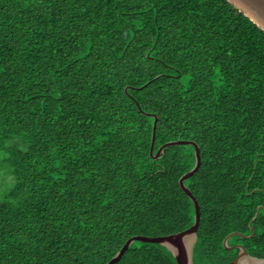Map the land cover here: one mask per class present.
<instances>
[{
	"label": "trees",
	"instance_id": "16d2710c",
	"mask_svg": "<svg viewBox=\"0 0 264 264\" xmlns=\"http://www.w3.org/2000/svg\"><path fill=\"white\" fill-rule=\"evenodd\" d=\"M179 139L202 156L195 264L236 259L234 232L264 258L263 28L228 0H0V264H107L191 227L195 147L154 157ZM115 264L178 262L135 241Z\"/></svg>",
	"mask_w": 264,
	"mask_h": 264
},
{
	"label": "water",
	"instance_id": "95a60500",
	"mask_svg": "<svg viewBox=\"0 0 264 264\" xmlns=\"http://www.w3.org/2000/svg\"><path fill=\"white\" fill-rule=\"evenodd\" d=\"M228 1L234 4L238 9L243 11L255 23H257L261 28L264 29V0H228ZM148 114L155 117L153 142L151 149V152L153 153L154 144L156 140V128H157L158 116L156 114H150V113ZM173 145H193L195 147L196 164L192 170L184 174L180 179V185L182 189L192 199L195 205V209H196L195 222L188 229L169 235H161V236L135 235L126 241L125 245L117 252V254L107 264L117 263L135 241L157 243L163 245L169 251L172 252L178 264H195L194 254H195V246L198 241V229L201 223V205L197 200V198L195 197V195L193 194V192L191 191V189L187 186L186 180L199 171L202 165L201 150L199 144L196 141L179 139L175 141H169L166 144H164L160 148L158 153L154 155V157L159 158L164 153L166 147ZM261 207L262 206L258 208L257 214L254 219L257 218ZM235 234H240L244 236L241 233L234 232L226 237L224 243L227 248H239L240 250L237 258L227 264H264V258L251 255L246 249V247L243 246L242 244H238L236 246H230L228 244L229 239ZM254 234H255V230H253V233L251 235L245 237H251Z\"/></svg>",
	"mask_w": 264,
	"mask_h": 264
},
{
	"label": "rangeland",
	"instance_id": "374dc122",
	"mask_svg": "<svg viewBox=\"0 0 264 264\" xmlns=\"http://www.w3.org/2000/svg\"><path fill=\"white\" fill-rule=\"evenodd\" d=\"M11 180V176L6 175L0 172V194L4 192L9 186V181Z\"/></svg>",
	"mask_w": 264,
	"mask_h": 264
}]
</instances>
